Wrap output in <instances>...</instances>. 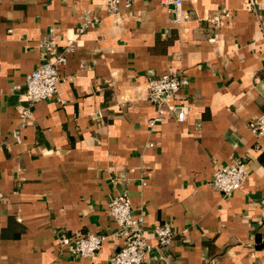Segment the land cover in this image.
<instances>
[{
    "label": "crops",
    "instance_id": "crops-1",
    "mask_svg": "<svg viewBox=\"0 0 264 264\" xmlns=\"http://www.w3.org/2000/svg\"><path fill=\"white\" fill-rule=\"evenodd\" d=\"M102 1L0 0V264H110L123 245L108 212L119 193L148 234L174 229L145 264H264V136L251 129L264 113V6L183 0L174 24L162 0L118 17ZM87 10L96 20L76 36L58 94L21 126L44 38L61 49ZM169 68L190 81L175 100L189 106L182 122L148 98ZM237 158L248 178L224 195L213 173ZM87 232L107 236L94 257L61 247Z\"/></svg>",
    "mask_w": 264,
    "mask_h": 264
},
{
    "label": "built area",
    "instance_id": "built-area-1",
    "mask_svg": "<svg viewBox=\"0 0 264 264\" xmlns=\"http://www.w3.org/2000/svg\"><path fill=\"white\" fill-rule=\"evenodd\" d=\"M250 4L264 6V0H249ZM134 0H103V7L112 15L118 17L122 8H130ZM174 14L172 22L179 24L187 18L183 14V0H162ZM96 20V16L87 10L76 33L69 37L61 49L54 44L53 38L47 35L41 47L46 59L39 63L37 68L26 76V90L23 99L28 106L21 107V126L29 121L32 115L31 108L38 102L52 99L59 92V84L63 80L61 69L68 61V55L76 47V36L83 34ZM52 32H50L51 34ZM190 84L180 70L169 68L165 73L153 77L148 81V98L156 106L159 118L165 115H175L178 121H184L189 113V106L175 102L180 91ZM251 129L259 136H264V113L259 115L251 124ZM16 137L20 140L19 135ZM245 158H237L233 163L218 167L212 176L213 186L224 195H229L242 188L248 178V166ZM3 197L0 192V199ZM109 215L117 222L118 236L123 239V245L110 259V264H145L148 254L158 246L168 247L175 236L172 225L168 222L157 224L151 234L144 229L142 218H134L132 204L126 194H117L108 202ZM104 233H77L74 236H63L60 239L61 247H69L73 256L77 258H92L102 248L106 239ZM155 240L156 245L152 242Z\"/></svg>",
    "mask_w": 264,
    "mask_h": 264
}]
</instances>
